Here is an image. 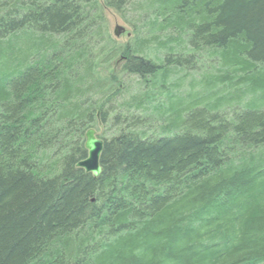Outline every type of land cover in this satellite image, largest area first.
<instances>
[{"label": "trees", "instance_id": "obj_1", "mask_svg": "<svg viewBox=\"0 0 264 264\" xmlns=\"http://www.w3.org/2000/svg\"><path fill=\"white\" fill-rule=\"evenodd\" d=\"M0 264H264V0H0Z\"/></svg>", "mask_w": 264, "mask_h": 264}, {"label": "water", "instance_id": "obj_2", "mask_svg": "<svg viewBox=\"0 0 264 264\" xmlns=\"http://www.w3.org/2000/svg\"><path fill=\"white\" fill-rule=\"evenodd\" d=\"M123 33H126V28L120 24H115L112 35L117 38ZM126 35L130 36L131 33L127 32ZM84 147L87 150V157L77 162L76 167L82 168L86 173H91L94 178H97L102 172L99 159L103 148V142L97 137L94 128H88L85 131Z\"/></svg>", "mask_w": 264, "mask_h": 264}, {"label": "rangeland", "instance_id": "obj_3", "mask_svg": "<svg viewBox=\"0 0 264 264\" xmlns=\"http://www.w3.org/2000/svg\"><path fill=\"white\" fill-rule=\"evenodd\" d=\"M107 19L109 22L108 26H109V31L111 34H112V30H113V27L115 24L122 25L123 27L126 28V33L128 32V28H129L128 25L120 19L119 15L110 12V13H108ZM126 33H123L122 35H120L116 39H118L121 43H125L127 41V38L129 37L126 35ZM23 36L25 37V39H29V37H27L26 35H23ZM23 36H21V37L23 38Z\"/></svg>", "mask_w": 264, "mask_h": 264}]
</instances>
